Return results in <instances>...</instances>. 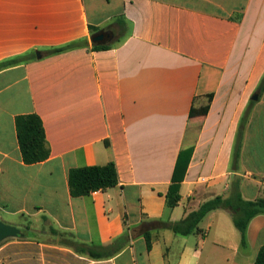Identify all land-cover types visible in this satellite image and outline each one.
<instances>
[{"label": "crops", "instance_id": "0c3cea01", "mask_svg": "<svg viewBox=\"0 0 264 264\" xmlns=\"http://www.w3.org/2000/svg\"><path fill=\"white\" fill-rule=\"evenodd\" d=\"M107 31L113 37L100 45L113 46L94 51L93 36ZM82 40L88 45L48 54ZM11 60L0 67V220L25 233L0 241V264H255L264 214L250 221L245 246L223 209L199 233L153 230L150 250L144 232L150 220L178 222L228 198L236 177L246 200L264 197V92L245 124L240 169L232 168L264 78V0H0V64ZM210 94L208 113L192 116ZM26 114L41 117L51 146L49 159L32 165L16 129ZM189 147L181 201L170 208ZM111 161L118 186L71 196L72 168ZM128 228L129 243L105 260L41 239L107 246Z\"/></svg>", "mask_w": 264, "mask_h": 264}, {"label": "trees", "instance_id": "16d2710c", "mask_svg": "<svg viewBox=\"0 0 264 264\" xmlns=\"http://www.w3.org/2000/svg\"><path fill=\"white\" fill-rule=\"evenodd\" d=\"M88 45L87 40H82L63 47H57L49 50L48 54L54 55L66 52L68 50L84 47ZM113 45L94 44L92 49L94 51L107 50ZM16 60L6 61L0 64V67L10 66ZM264 92V78L258 88L259 97ZM208 104L200 109L192 107L191 115L206 114L209 111V104L213 99V94L207 95ZM255 101H251L239 127L238 134L235 141L233 151L232 168L234 171L240 169L241 148L246 127V121L252 106ZM16 129L18 133V140L26 164L32 165L44 162L49 159L51 155V146L46 136V130L41 117L37 114L20 115L16 118ZM193 154V147L183 149L178 157L175 171L172 177V184L166 195L167 204L170 208L178 206L181 201L180 188L185 178L188 166L190 164ZM120 183L119 173L114 161L106 165H93L79 168H72L69 171V186L71 196L74 198L84 197L96 191H105L109 188H114ZM241 179L236 177L230 196L223 198L221 196L215 197L204 202L199 209L190 212L184 219L178 222H164L161 220H150L144 236L147 241L148 249L152 245V231L155 229H170L175 233L187 235L192 233H199L201 229L200 223L212 211L217 209L227 210L233 217V222L236 228L242 234V242L246 244V230L250 221L260 215L264 214V197L255 200H246L240 190ZM25 233L22 231V234ZM22 235L18 236L21 237ZM131 237L130 228L127 229L121 237L107 246H90V245H74L75 250L79 253L85 254L92 260H105L111 258L114 254L120 252L126 246ZM255 264H264V247L258 253Z\"/></svg>", "mask_w": 264, "mask_h": 264}, {"label": "water", "instance_id": "95a60500", "mask_svg": "<svg viewBox=\"0 0 264 264\" xmlns=\"http://www.w3.org/2000/svg\"><path fill=\"white\" fill-rule=\"evenodd\" d=\"M104 37L103 33H99L93 36L92 41L94 43H102L98 40L102 39ZM38 57H41L40 53H37ZM258 94L253 95L252 100L257 101L258 100ZM22 235L21 229L14 225L6 224L3 221L0 220V241H4L8 238L12 237H18Z\"/></svg>", "mask_w": 264, "mask_h": 264}, {"label": "rangeland", "instance_id": "374dc122", "mask_svg": "<svg viewBox=\"0 0 264 264\" xmlns=\"http://www.w3.org/2000/svg\"><path fill=\"white\" fill-rule=\"evenodd\" d=\"M116 31H117V33H120V31H119V28L118 29H116ZM116 41H112V43H115ZM100 44V43H99ZM218 210V209H217ZM231 214V213H230ZM233 218V217H232ZM21 226H22V228L24 229V230H27V228L29 227V224H28V222L27 221H22V224H21ZM44 235H45V233H44ZM41 239H47V240H52L53 242H57V243H59V244H63V242H64V244H67V245H70V246H73V248H75L76 246H74V242L72 241V240H69V239H64V238H61V237H58V240H56L57 238H47L46 236H43V237H41Z\"/></svg>", "mask_w": 264, "mask_h": 264}, {"label": "flooded vegetation", "instance_id": "af4514ba", "mask_svg": "<svg viewBox=\"0 0 264 264\" xmlns=\"http://www.w3.org/2000/svg\"><path fill=\"white\" fill-rule=\"evenodd\" d=\"M104 37L99 42L110 40L113 37V33L111 31L104 32Z\"/></svg>", "mask_w": 264, "mask_h": 264}]
</instances>
